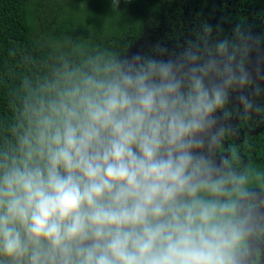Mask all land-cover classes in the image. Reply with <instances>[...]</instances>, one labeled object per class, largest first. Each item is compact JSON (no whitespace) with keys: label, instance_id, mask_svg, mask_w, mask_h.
<instances>
[{"label":"clouds","instance_id":"1","mask_svg":"<svg viewBox=\"0 0 264 264\" xmlns=\"http://www.w3.org/2000/svg\"><path fill=\"white\" fill-rule=\"evenodd\" d=\"M87 76L50 104L0 175V254L12 264H234L241 229L193 149L224 104L172 64ZM110 71V69H109ZM155 77H158L156 79Z\"/></svg>","mask_w":264,"mask_h":264},{"label":"trees","instance_id":"2","mask_svg":"<svg viewBox=\"0 0 264 264\" xmlns=\"http://www.w3.org/2000/svg\"><path fill=\"white\" fill-rule=\"evenodd\" d=\"M261 51L264 0H0V175L24 156V138L35 144L50 104L87 76L140 56L134 67L170 62L185 94L195 79L224 92ZM0 264L12 262L0 254Z\"/></svg>","mask_w":264,"mask_h":264},{"label":"flooded vegetation","instance_id":"3","mask_svg":"<svg viewBox=\"0 0 264 264\" xmlns=\"http://www.w3.org/2000/svg\"><path fill=\"white\" fill-rule=\"evenodd\" d=\"M250 52L257 54L253 47ZM251 62L244 68L246 79L238 78V88L224 91L226 101L218 115L213 113L215 123L193 149L202 155L206 174L224 180V195H199L232 205L229 215L242 231L233 257L244 252L236 264H264V58ZM244 223L256 238L240 226Z\"/></svg>","mask_w":264,"mask_h":264},{"label":"water","instance_id":"4","mask_svg":"<svg viewBox=\"0 0 264 264\" xmlns=\"http://www.w3.org/2000/svg\"><path fill=\"white\" fill-rule=\"evenodd\" d=\"M240 226H241L245 231H247L251 237L256 238L255 234H254V233L250 230V228H249V223L240 224ZM243 254H244V252L241 251V252H238V253L233 257V259H234V264H236L237 259H238L241 255H243Z\"/></svg>","mask_w":264,"mask_h":264}]
</instances>
